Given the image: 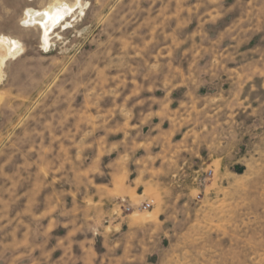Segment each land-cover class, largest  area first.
Returning a JSON list of instances; mask_svg holds the SVG:
<instances>
[{
  "label": "rangeland",
  "instance_id": "obj_1",
  "mask_svg": "<svg viewBox=\"0 0 264 264\" xmlns=\"http://www.w3.org/2000/svg\"><path fill=\"white\" fill-rule=\"evenodd\" d=\"M0 35V264H264V0H0Z\"/></svg>",
  "mask_w": 264,
  "mask_h": 264
},
{
  "label": "bare ground",
  "instance_id": "obj_2",
  "mask_svg": "<svg viewBox=\"0 0 264 264\" xmlns=\"http://www.w3.org/2000/svg\"><path fill=\"white\" fill-rule=\"evenodd\" d=\"M58 3V2H57ZM61 2L53 4L45 9H36L29 7L27 9L25 19L29 24L42 27L43 40L45 43L50 44L51 34L54 33V29L57 24L66 22L71 7L61 8ZM74 10V9H73ZM82 12V11H81ZM53 40V39H52ZM21 42L17 39L10 38L8 36L0 35V79L3 75V67L6 62L13 57H18L22 52Z\"/></svg>",
  "mask_w": 264,
  "mask_h": 264
},
{
  "label": "built area",
  "instance_id": "obj_3",
  "mask_svg": "<svg viewBox=\"0 0 264 264\" xmlns=\"http://www.w3.org/2000/svg\"><path fill=\"white\" fill-rule=\"evenodd\" d=\"M148 206H149V204H146V205H144V206L139 207V209H140V210H144V209H147ZM128 209H130V208H128Z\"/></svg>",
  "mask_w": 264,
  "mask_h": 264
}]
</instances>
